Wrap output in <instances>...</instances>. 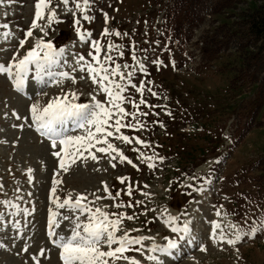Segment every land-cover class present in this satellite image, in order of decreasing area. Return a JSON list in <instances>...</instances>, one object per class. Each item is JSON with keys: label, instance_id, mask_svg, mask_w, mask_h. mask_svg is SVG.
Segmentation results:
<instances>
[{"label": "rangeland", "instance_id": "1", "mask_svg": "<svg viewBox=\"0 0 264 264\" xmlns=\"http://www.w3.org/2000/svg\"><path fill=\"white\" fill-rule=\"evenodd\" d=\"M38 2L0 0V62L11 63L17 52L25 54L34 47L35 38L42 35L38 29L33 30V37L25 35L35 19ZM56 2L53 0L49 7H54ZM262 3L260 0H90L86 12L94 17L92 21H84L85 13L75 9L71 13L63 12V6L57 9L60 22L52 25L54 30H50L47 37L53 39L55 46L74 44L73 50L87 58L91 40L96 39L104 46L102 59L106 44L111 41L120 44L125 52L123 57L114 54L116 63L136 66V60L143 58V49L147 50L149 61L155 58L164 63H147L148 73L137 71L133 79L137 86L140 80L145 81L142 95L147 104L140 105L139 111L148 112L147 117H141L146 127L121 128L132 144L117 140L115 135L109 137V142L136 167L127 161L120 163L119 153H112L117 157L112 159L108 153L96 152L99 159L92 160L85 152L84 157L70 165L67 173L59 169V158L51 155V142L47 137L41 136L34 124L28 126L32 123L30 104L33 99L41 89L49 97L59 95V87L52 84L49 77L44 78L45 83H37L32 79L34 73H29L24 90L17 91L11 78L0 73V184L3 185L0 189V244L5 245L0 247V264H36L32 256L41 264H63L59 255L61 249L52 243L54 237L47 236L50 210H56L54 197L59 196L62 201L66 193L73 190L107 197L102 181L108 184L114 196L119 191V200L125 205L131 202L133 207L116 209L113 205L119 200L111 199L94 201L93 206L107 205L109 211L135 213L138 218L129 221L125 217L123 221L127 230L140 229L139 232L129 231L131 236H152L157 244H167L165 237L176 239L179 234L173 233L164 222L169 213L180 216L177 224L191 219L202 229L203 234H198L194 248L180 243L172 257H165V264H264V236L246 239L235 247L226 243L222 246L210 238L209 224L215 219L225 224L231 220L243 225L246 213L251 220L264 208V102L259 99L258 84L252 81L250 70L243 63L245 56L246 61H251V55L257 52L244 35L247 14ZM68 7L73 8V4ZM44 11L47 15L48 9ZM104 13H107V21ZM74 17L81 20L82 32L93 33L87 42L79 41ZM105 26L113 34L102 38ZM114 30L129 35L116 37ZM21 39L26 41L24 48L19 46ZM60 70L59 66L52 67L54 72ZM76 75V84L65 82V90L71 87L87 94L95 87L87 76L81 81L79 73ZM149 80L153 83H147ZM148 88L158 95L151 96ZM129 92L138 102L141 93L129 86L128 92L123 94L127 96ZM89 99L90 96L81 95L78 102L86 103ZM157 104L161 107H149ZM121 106L126 111L135 110L127 101ZM169 109L172 116L167 115ZM13 110L21 116L20 120ZM25 115L29 117L27 121L23 119ZM130 121L131 118H126L125 123ZM153 121H162L163 126ZM19 124L25 126L13 127ZM137 138L147 141L149 146L140 144ZM140 152L153 157L151 163L156 167L144 162ZM158 156L165 159L161 161ZM29 168L32 173L28 172ZM191 176L198 179L190 180ZM120 177L126 178L124 183ZM55 180L60 183L53 194ZM129 185L133 188L131 196L127 195ZM197 187L204 191H195ZM97 188L100 192H96ZM5 199L17 207L3 204ZM137 200H142L143 204L137 205ZM145 208L148 209L146 214ZM217 209L221 211L220 216L216 215ZM184 212L188 217L182 215ZM25 244L30 245L28 252L22 250ZM201 244L206 251L201 250ZM150 245V241H145L146 250ZM41 248L45 249L43 256ZM146 250L144 253L130 251L126 255L141 259L142 264H153L147 261Z\"/></svg>", "mask_w": 264, "mask_h": 264}, {"label": "snow or ice", "instance_id": "2", "mask_svg": "<svg viewBox=\"0 0 264 264\" xmlns=\"http://www.w3.org/2000/svg\"><path fill=\"white\" fill-rule=\"evenodd\" d=\"M73 4V8H69V4ZM53 4V0H39L35 5V19L31 22L30 28L26 31V37H33V30L38 29L40 35L35 38L34 47L26 51L25 54L20 55L19 52L12 57V62L7 63L0 62V73L6 74L11 78V82L14 84L17 91L24 90V83L29 78V73H34L32 79L37 83H45V77L51 78L50 82L60 89L59 95L49 97V94L43 89L39 92L33 102L30 104V118L31 122L28 126L32 127L33 124L37 132L41 136L47 137L50 143V151L53 157L59 158V169L67 173L70 169V165L75 164L78 159L84 157L85 152L91 157L92 160H98L99 157L96 152L108 153L112 159H116V156H112V153H119L120 163L127 161L129 165H133V161L124 155L115 145L109 142V137H113L127 144H132V140L129 136L124 135L121 132V128H139L144 129L146 123L141 120V117H147L148 112H140V105L147 104V101L143 98V92L145 91V81L140 80L139 86L133 83L134 77L137 75V71L147 74V63L154 65H163V60L151 59L148 60L147 50H141L144 55L142 59L136 60V66L129 63H116L115 56L123 57L125 52L120 44H114L108 41L106 44V50L103 58L101 59V52L104 46L99 40L92 39L90 48L87 52V58L85 54L74 51L75 45L56 47L53 43V39L47 38L49 31L52 29L54 23H59L57 19V9L62 7V11L65 13L76 12L85 13L83 15L84 21H92L93 16L87 14L86 9L90 6V0H57L54 7H49ZM48 9V14H45V9ZM105 20L107 21V13H104ZM37 21H42L37 23ZM46 21V22H45ZM76 33L79 35L80 42H87L93 35L91 31H81V20L74 17L73 20ZM113 34L110 29L105 26L103 29V37H109ZM8 35V34H6ZM116 37L125 36L128 33H122L119 30H114ZM25 39L19 41L20 48H24ZM133 58H136V52L133 51ZM69 60L71 62H69ZM61 61H63L61 63ZM115 65L114 67L112 65ZM56 65L62 70L52 71V67ZM173 67L175 61H172ZM77 73H79V79L84 81L86 76L90 78L91 84L95 85L87 94L83 92H77L73 88L69 87L65 90L68 82L72 85L77 82ZM147 83H153L151 80ZM131 86L136 92L141 93V98L137 102L132 94L128 95L123 93L128 92V88ZM147 91L151 96H157L158 93L153 91L152 88H148ZM81 95H88L90 99L86 103L78 102ZM104 97L103 100L97 97ZM47 99L45 100V98ZM127 101L131 104L133 111H126L121 105ZM149 107H161V105H149ZM166 107V106H165ZM13 114L17 120L21 119V116L13 110ZM8 113H5L7 116ZM155 115H159L156 113ZM167 115L172 116L171 110H167ZM126 118H131V121L125 123ZM25 121L29 119L27 115L23 117ZM153 123H160L163 126L162 121H153ZM71 125V127H69ZM24 124L13 125V127L23 128ZM111 129V130H110ZM139 140V138H137ZM140 144L148 147L149 144L145 140H139ZM99 145V147H97ZM106 145V146H105ZM94 150V151H93ZM133 151H139L133 149ZM140 158L149 164L150 167H156L151 163L153 157L146 156L143 152H140ZM163 161V156L156 157ZM115 168L116 165L112 164ZM136 167V165H133ZM32 169L29 168L28 172L32 173ZM59 174V172H58ZM121 183H124L125 177L119 178ZM190 180L198 179L196 176L189 177ZM31 182V178H29ZM59 180L53 181L52 192L56 193V185L59 184ZM103 185V192L107 193V197L96 195L95 192L90 193H76L74 190L66 193L65 198L61 201L59 196L54 197L55 211L50 210V215L47 221V236L54 237L52 243L57 245L61 249L59 255L63 261V264H142L141 259H137L135 256L126 255V253L132 251L136 253H144L146 250L145 241H150V248H147V261L153 262V264H165V257H172L174 250H178L180 241L187 240L189 244L194 243L197 240L198 234L202 236V229H199L193 224L191 219H185L183 224H177L180 219L178 215H171L170 213L165 219V223L171 228L173 233H178L176 239H168L167 244H157L154 237L148 235H129V231L139 232L140 229L127 230L123 227V221L126 217L131 221L136 217V214L128 215L124 211H109L108 206H93L94 201H100L102 199H111L113 201L119 200L120 192L117 191L115 196L109 191V186L106 182H101ZM144 187H148L145 185ZM189 187L192 185L189 184ZM3 185L0 184V189ZM140 191V189H137ZM197 192H203L202 187L195 188ZM96 192H100L97 188ZM133 188L131 185L127 188V195L131 196ZM31 195V193H29ZM145 196L150 194L144 193ZM92 196V200H88L87 197ZM3 204L9 207H17L13 205L11 201L5 199ZM137 205L143 204L142 200L135 202ZM116 209H123L125 206L133 207L131 202L125 205V202L119 200V202L113 205ZM223 205H221V208ZM64 209V212L60 210ZM24 212H28V209H24ZM33 211L35 209L33 208ZM145 214L148 209H144ZM155 212V209H152ZM167 212V209H164ZM164 213H161L163 216ZM184 217H188V213H182ZM216 215L220 216L221 211L216 210ZM225 216L229 213H224ZM2 216V213H0ZM59 217V219H57ZM151 223V221H147ZM64 225L61 228V225ZM210 224V238L223 244L237 246L240 242L246 239H255L258 235L264 236V208L260 209L257 217H253L251 220L248 218L247 213L243 218V225L233 223L231 220L226 224L218 221L211 220ZM18 228L19 224L16 225ZM228 233H231L229 235ZM139 247H134V246ZM5 245L0 244V247ZM30 245L25 244L22 248L24 252H28ZM202 251H206V247L203 244L200 245ZM239 247H236V251L239 252ZM41 256L44 255L45 249H39ZM159 254H165L161 256ZM36 261V264H41L40 260L36 256L31 257Z\"/></svg>", "mask_w": 264, "mask_h": 264}, {"label": "trees", "instance_id": "3", "mask_svg": "<svg viewBox=\"0 0 264 264\" xmlns=\"http://www.w3.org/2000/svg\"><path fill=\"white\" fill-rule=\"evenodd\" d=\"M260 1L263 3L247 14V29L244 31L247 42L252 41L257 52L253 54L251 51L252 60L246 61L245 56L243 63L249 68L253 81L260 83V94L264 98V0Z\"/></svg>", "mask_w": 264, "mask_h": 264}, {"label": "bare ground", "instance_id": "4", "mask_svg": "<svg viewBox=\"0 0 264 264\" xmlns=\"http://www.w3.org/2000/svg\"><path fill=\"white\" fill-rule=\"evenodd\" d=\"M176 213H177V212H176ZM180 243H181V244H187V240L180 241ZM194 245H196V244L194 243ZM194 247H195V246H194ZM194 247H193V248H194ZM193 248H192V249H193ZM192 249H190V251H191ZM169 259H170V258H169ZM172 259H173V261H174V260H175L176 262L178 261V259H176V258H172Z\"/></svg>", "mask_w": 264, "mask_h": 264}]
</instances>
